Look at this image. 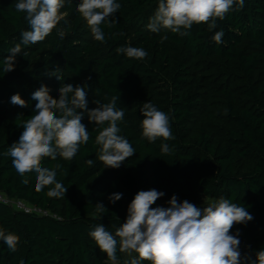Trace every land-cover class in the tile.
I'll use <instances>...</instances> for the list:
<instances>
[{
	"label": "trees",
	"instance_id": "obj_1",
	"mask_svg": "<svg viewBox=\"0 0 264 264\" xmlns=\"http://www.w3.org/2000/svg\"><path fill=\"white\" fill-rule=\"evenodd\" d=\"M80 2L66 0L60 10L63 18L51 33L42 42L22 45L14 70L5 73L4 58L30 26L26 13L15 11L17 0H0V194L47 213L25 214L0 203V228L20 237L15 253L0 241V264L20 260L24 264H111L89 232L101 223L115 235L135 194L152 189L164 193L153 208L168 207L173 195L201 208L208 205L205 199L220 198L244 206L253 219L235 225L231 232L240 233L241 264H254L256 253L264 250V85L256 82V73L264 71V0H244L243 8L234 6L224 20H217V28L209 31L206 23L194 24L185 36L170 29L158 35L137 27L139 21L154 16L159 0H116L121 7L111 19L117 23L111 28L107 22L101 25L103 43L94 39L77 11ZM219 30L224 32L221 44L212 39ZM120 46L143 48L148 55L143 60L127 58L115 52ZM42 48L48 53L36 64ZM211 60L229 65L244 84L241 89H221L226 119L233 126L224 141L192 125L198 113L209 109L202 78L213 72L206 65L199 70L198 66ZM57 69L62 80L48 75ZM71 80L85 86L89 110L97 107L94 100L108 103L119 96L117 108L125 113L118 122L119 135L129 140L135 154L119 168L104 167L100 146L95 144L101 129L85 114L81 123L90 139L73 160L45 157L41 161L42 167L62 165L56 179L67 188L65 197L49 198L48 187L36 191L34 172L26 174L29 183L23 184L24 177L4 153L18 142L23 122L34 114L36 101L31 94L43 84L59 99L60 87ZM17 93L27 107L11 104V96ZM146 102L169 116L174 139L149 142L143 137L141 108ZM163 143L173 150L170 155H162ZM88 159L92 165L86 163ZM245 161L251 162V168L237 172V164ZM113 193H122V198L111 203ZM98 202L107 209L100 219V214L93 215ZM126 254L117 250V264H130L137 256Z\"/></svg>",
	"mask_w": 264,
	"mask_h": 264
},
{
	"label": "clouds",
	"instance_id": "obj_2",
	"mask_svg": "<svg viewBox=\"0 0 264 264\" xmlns=\"http://www.w3.org/2000/svg\"><path fill=\"white\" fill-rule=\"evenodd\" d=\"M66 0H17L15 11L26 13L25 20L30 30L21 33L20 43L9 49L4 58L3 71L11 72L15 68L18 54L22 53V45H34L42 42L63 18L60 10ZM70 2V0H68ZM244 0H159L158 7L150 23L147 25L152 32L158 33L161 28L170 29L181 36L189 34L194 24L206 23L208 30L217 28V20H224L234 6L243 8ZM121 5L116 0H81L77 11L86 21L96 41L105 42V33L101 25L107 22L109 28L117 21L111 19ZM223 30L216 31L212 37L215 43H223ZM117 54L127 58L143 60L148 53L139 47L120 46L115 49ZM27 56V52H23ZM59 70L48 75L62 80ZM59 99L50 95V89L41 85L31 94L36 101L34 114L23 122V132L18 142L13 143L4 153L12 158L16 172L24 177L22 183L27 185L26 174H36V191L48 187L49 198L65 197L67 188L56 179L60 163L54 168L42 167L41 161L47 157L51 160L62 158L71 161L81 145L90 139L89 131L81 123L85 114L90 122L99 126L95 144L100 146L99 160L107 168H119L123 162L135 154V148L127 138L119 135L121 129L118 122L123 121L125 113L117 108L119 96L111 97L108 103L94 100L97 107L89 110L85 86L63 84L59 89ZM13 105L27 107V102L20 94L10 98ZM142 135L149 142L158 138L168 141L174 139L170 127L169 116L146 102L141 108ZM107 125V126H104ZM172 149L167 143L161 145L162 155H170ZM87 164L93 161L88 159ZM122 193H113L109 201L115 203L122 198ZM164 195L155 189L138 191L127 208V217L115 231L106 230L98 224L89 236L106 253L111 264H117V250L121 253H136L130 264H241L239 250V231L232 234L237 224H247L253 219L244 206L220 198L217 202L201 208L183 200L178 201L173 195L168 207L152 205ZM94 216L107 210L102 203H96ZM0 241L10 252L18 250L20 237L0 228ZM19 264H24L20 260ZM254 264H264V250L256 253Z\"/></svg>",
	"mask_w": 264,
	"mask_h": 264
},
{
	"label": "rangeland",
	"instance_id": "obj_3",
	"mask_svg": "<svg viewBox=\"0 0 264 264\" xmlns=\"http://www.w3.org/2000/svg\"><path fill=\"white\" fill-rule=\"evenodd\" d=\"M151 18L139 21V28L145 31L152 32L148 29L147 25L150 23ZM138 24V23H137ZM166 30L165 28H161V30L156 33L161 35ZM48 53L47 48H42L39 53L36 54L34 62L39 63ZM201 65H206L213 72L210 77H203L202 83L205 85V90L203 93L207 97L206 103L209 107L208 111H202L197 114L196 119L193 121L192 125L195 128L205 130L206 132L213 133L214 138L219 141H224L226 139L227 131L229 128L233 126L226 119V112L224 107V101L221 94L222 88H237L241 89L243 87L242 78L239 77V73H235L234 70L227 64L211 60L201 62L198 66V70ZM201 72V71H199ZM206 72H202V75H206ZM214 77H217L215 80ZM256 82L260 85H264V71L259 70L256 73ZM70 83L73 85H77L75 80H71ZM224 84V85H223ZM251 168V162L245 161L243 163L239 162L237 164V172L242 173ZM216 199H205L206 204H210L213 202H217ZM127 257H131V255L126 254Z\"/></svg>",
	"mask_w": 264,
	"mask_h": 264
},
{
	"label": "built area",
	"instance_id": "obj_4",
	"mask_svg": "<svg viewBox=\"0 0 264 264\" xmlns=\"http://www.w3.org/2000/svg\"><path fill=\"white\" fill-rule=\"evenodd\" d=\"M0 203L11 207L16 211L23 212L25 214H35L46 216L47 213L40 211L39 209L32 207L21 200H12L0 194ZM54 218V217H53Z\"/></svg>",
	"mask_w": 264,
	"mask_h": 264
}]
</instances>
